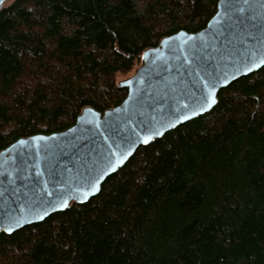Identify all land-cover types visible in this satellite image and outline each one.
Here are the masks:
<instances>
[{"label": "trees", "instance_id": "obj_1", "mask_svg": "<svg viewBox=\"0 0 264 264\" xmlns=\"http://www.w3.org/2000/svg\"><path fill=\"white\" fill-rule=\"evenodd\" d=\"M217 0H11L0 7V150L119 104L117 74ZM148 145L98 194L0 234V264H264V66Z\"/></svg>", "mask_w": 264, "mask_h": 264}, {"label": "water", "instance_id": "obj_2", "mask_svg": "<svg viewBox=\"0 0 264 264\" xmlns=\"http://www.w3.org/2000/svg\"><path fill=\"white\" fill-rule=\"evenodd\" d=\"M5 1L0 2V7ZM249 3L254 11L264 13V0H249ZM242 4L243 0H217L216 10L205 27L195 32L178 30L162 37L157 45L144 49L133 73L118 81L119 86L127 90L119 104L103 112L85 106L75 122L66 129L19 137L1 149L0 229L5 215L17 219L23 217L20 226H14V231L42 221L36 220L26 207L28 204L35 206L37 197L55 205L63 193L68 207L73 202L80 203L73 198L77 195L74 190H89L87 182L104 166L101 157L107 156L110 148L116 153L112 157L115 164L127 146L123 144L125 139L135 140L137 134L144 137L150 134V128L160 127L161 124L165 126L161 129L164 135L173 129L167 128L168 122L176 123L181 115L189 117L176 123L178 126L210 111L223 87L260 69L262 66L245 72L242 61L246 62L243 60L246 49L238 44H228L234 36L243 35L250 23L244 19L248 12L241 16L233 11L235 6ZM252 31L257 42L249 40L248 47L256 49L259 56L264 53V31ZM217 49L221 53H233V59H221ZM211 56L217 58L212 59ZM193 70L199 73L198 77ZM208 73H213L214 78H210ZM225 80L228 82L225 83ZM210 83H214L215 87H210ZM206 97H211L215 103L206 101ZM201 104L204 105L203 111ZM142 145L134 144L132 155ZM128 159L118 165L116 171ZM114 172L100 180L97 185L99 191L104 180ZM95 195L86 200L83 196L79 199L84 202ZM42 206L47 207V204L42 203ZM35 210L40 211V207H35ZM57 211L62 210L49 208V214L44 219ZM2 232L0 230V234Z\"/></svg>", "mask_w": 264, "mask_h": 264}, {"label": "snow or ice", "instance_id": "obj_3", "mask_svg": "<svg viewBox=\"0 0 264 264\" xmlns=\"http://www.w3.org/2000/svg\"><path fill=\"white\" fill-rule=\"evenodd\" d=\"M2 2V0H0ZM264 7V5H262ZM233 11L235 13L240 14L243 16L245 12H248L249 15L244 17V19L249 20L250 23L248 24V28L244 30L243 35H236L234 36L231 40L228 41L229 45L233 44H238L246 49V55L244 56L243 60L246 62L242 61V66L245 72H251L256 68H259L261 66H264V53L261 55H257V50L254 48H249L248 47V42L251 40L252 42H257L256 36L253 34L252 30L258 29L260 31H264V13H258L253 10V6L249 3V0H243L242 5L235 6L233 8ZM252 29V30H250ZM238 50V49H237ZM217 55L220 56L221 59H233V53L225 51L224 53H221L219 49L216 50ZM210 55V54H208ZM212 59H216V56H211ZM194 74L199 76V73L195 72ZM240 69L237 68V72H239ZM208 76L210 78L213 77V73H208ZM235 78V77H234ZM225 83L228 81L225 80ZM210 87H215L214 83H210ZM167 95V93H165ZM207 100H211V103H215L214 99H211V97H206ZM185 108L188 107L187 104L184 105ZM201 111L205 110L204 105H200ZM193 114H196L195 112ZM189 119L188 116L186 115H181L178 117L176 123H180L182 120H187ZM176 123L168 122L167 128H174L176 127ZM165 126L163 124L160 125V127H152L148 131L150 134L145 135L144 137H140L139 134L136 135L135 140L131 139H125L123 141V144L127 145L124 147L123 151L120 153V158L117 159L116 163L113 164L112 162V157L116 156V153L109 149L108 155L103 156L102 155V161L104 162V166L99 169L97 172V175L95 177H92L88 182V191H82L81 188H76L74 192L77 194L73 198L77 199V202L82 203L83 200H80L79 197L83 196V198L86 200L89 196L95 195L97 191H99V188L97 185L99 184L100 180L104 179L105 176H107L109 173L116 171V168L118 165L123 164L125 160L128 159L129 156L132 155V147L136 143H142L144 145L150 144V142L155 138L163 135L162 128ZM21 143H24L23 141ZM119 147V146H118ZM49 196L53 195V193H48ZM71 195V192L69 193ZM38 203H36L35 206L33 204H28L26 207L29 209L30 213L34 215V218L36 220H43L45 216L49 214L48 209L51 208L53 210H63L68 207V200L64 198V194H60V198L58 202L53 205L52 201H42L40 197H37ZM42 203H46L47 207H43ZM35 207H40V211H36ZM41 212L43 215H41ZM23 217L20 219L5 215L3 218V227L2 230L5 233H12L14 231V226H20L21 220Z\"/></svg>", "mask_w": 264, "mask_h": 264}, {"label": "rangeland", "instance_id": "obj_4", "mask_svg": "<svg viewBox=\"0 0 264 264\" xmlns=\"http://www.w3.org/2000/svg\"><path fill=\"white\" fill-rule=\"evenodd\" d=\"M9 1H11V0H6L5 3H8ZM133 71L134 70H132V71L126 73V74H117L116 75V79L119 81L120 79L125 78V77L131 75L133 73Z\"/></svg>", "mask_w": 264, "mask_h": 264}]
</instances>
